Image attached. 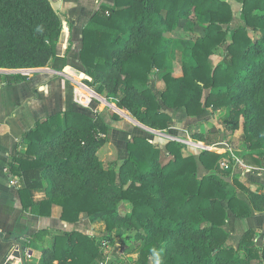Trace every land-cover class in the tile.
<instances>
[{"label": "trees", "instance_id": "obj_1", "mask_svg": "<svg viewBox=\"0 0 264 264\" xmlns=\"http://www.w3.org/2000/svg\"><path fill=\"white\" fill-rule=\"evenodd\" d=\"M238 1L237 27L228 0H115L112 7L101 6L82 32L79 62L91 78L87 86L163 133L174 124L163 106L185 110L192 119L229 108L224 126L242 125L247 152L264 150V0ZM62 29L50 0H0V69L47 67ZM178 30L195 38L190 57L181 61V77L174 76L175 40L167 36ZM217 49L223 59L213 66L210 57ZM155 73L165 83L160 98L150 87ZM4 79L14 85L28 75ZM110 116L120 120L113 111ZM111 131L99 113L65 111L36 122L14 145L7 172L19 179L23 210L51 217L58 207L64 222L103 221L107 229L102 238L56 232L39 264H94L103 242L111 246L125 235L138 245L135 264H264L256 230L247 231L237 248L227 245L229 212L241 219L264 212V193L235 178L249 204L230 194L226 174L217 172L223 155L200 151L197 159L178 141L160 146L133 137L126 143L127 158L105 166L99 153ZM191 134L212 145L221 130ZM245 160L264 168V153ZM199 163L208 174L198 175ZM33 190L45 192L38 206ZM122 204L130 211L122 212Z\"/></svg>", "mask_w": 264, "mask_h": 264}, {"label": "crops", "instance_id": "obj_2", "mask_svg": "<svg viewBox=\"0 0 264 264\" xmlns=\"http://www.w3.org/2000/svg\"><path fill=\"white\" fill-rule=\"evenodd\" d=\"M50 1L59 3L58 13L63 23L56 57L45 68L19 70L18 72L0 69V264H39L42 250L52 246L56 232L78 231L96 238L105 235L107 232L103 221L91 222L90 220L82 219L80 222L73 224L62 221L60 219L61 211L58 207L53 208L51 217H41L36 212L23 210L18 192L19 179L8 174L7 163L13 152L14 145L21 140L23 135L36 122L65 111L77 110L89 115L99 113L112 129L110 143L106 146L112 144L111 141L116 138V134L122 140L127 138L126 143L133 137H144L154 144L164 146L167 141H171L167 137L174 140L180 138V129H184V125L199 126L201 121L205 120L207 112H210V110H206L200 117L192 119L187 116L185 110H172L163 106V110L174 121L173 126L166 133H162L166 139L154 133L159 131L150 129L135 119L134 123L122 120L120 112L125 111L120 110L116 105L111 107L105 100H99L101 104L92 100L87 107L77 109L73 92V88L76 89L77 87V82H82L88 90L91 89L86 84L89 80L88 73L79 62V53L82 49V32L101 6L112 7L115 0ZM176 72L177 76L174 75L175 77H181L183 74L182 69ZM15 73L28 75V80L20 84H7L4 77ZM155 85L161 92L165 90V83L162 80L151 77L150 87L152 90ZM76 90L80 92V89ZM105 104L115 109L112 111L120 116V120L115 121L111 118V109L106 108ZM128 115L131 116L130 113ZM190 128L193 127H189V130ZM142 130L150 135H146ZM189 130L187 131L188 133ZM201 131L203 132L204 130ZM118 134L121 136H118ZM242 135V132L229 135L228 141L230 143L224 142L225 139H219L218 143L220 145L217 153L223 155L220 162H230L232 171L229 173L225 172L219 162L217 172L226 174L225 179L230 183V194L238 196L249 204L246 194L234 185V179L237 178L247 189L253 192L264 193V168L245 160V156L248 154L257 155L264 153V151L247 152ZM181 138L185 139V137ZM224 138L227 137L224 136ZM125 151L126 159L128 156L126 144ZM200 151L203 150H198V152ZM193 155L198 159L199 155ZM236 159L243 160L249 168L241 169L238 167ZM199 174H202L201 176L208 174L200 163L198 167ZM31 196L36 206L46 198L45 192L42 190L31 191ZM224 230L228 234L227 245L235 248L239 246L242 237L247 231L256 230L258 233L255 241L256 247L262 248L264 244V212L253 211L245 219L238 218L232 212H229ZM37 233L38 236L35 237ZM107 248L110 249V246ZM123 254L125 255V253ZM138 258L139 256L137 255L131 260L125 256L121 259H113L101 254L94 264H121V261L124 264H135Z\"/></svg>", "mask_w": 264, "mask_h": 264}, {"label": "rangeland", "instance_id": "obj_3", "mask_svg": "<svg viewBox=\"0 0 264 264\" xmlns=\"http://www.w3.org/2000/svg\"><path fill=\"white\" fill-rule=\"evenodd\" d=\"M232 6V9L234 11V15H235V20L232 24L233 27H237L240 24V20H239V14L242 8V5L237 1V0H228ZM170 38H173L175 40L174 46H173V56H172V60L174 63V75L177 76V72L176 71H180L181 70V61L184 57L189 58L191 55V50L190 47L192 46V44L194 43V37L188 36L186 35L182 30H178L177 32L174 33H170L169 35H167ZM223 59V51L221 49H217L215 50L214 54L210 57V61L212 63L213 66H217ZM176 65V66H175ZM176 67V69H175ZM62 74V73H61ZM32 75V74H30ZM152 77H155V79H160L159 75L156 73L154 75H152ZM88 81H91V78L88 75ZM70 84H72L70 81H68ZM91 88V89H90ZM88 90L87 87L82 83V82H77V87L76 89H80V92H78L76 89L73 88V92H74V99H75V104L77 105V109L79 108H85L89 105V103L93 100L94 102L99 103V100H105L107 101L108 104H110V106H114L116 105L115 102L112 101H108L105 97H102L100 95H98L95 90L90 87ZM81 90H83L81 92ZM77 91V92H76ZM153 92L156 93V96L160 98V93H162L158 88L157 85L154 86ZM96 98V99H94ZM102 101V102H103ZM105 103V102H104ZM101 104V102L99 103ZM106 105V104H105ZM110 106H105L106 108H110L112 110H115L113 108H111ZM231 109L227 108V109H221L219 111L213 112L210 110V112H207L206 118L205 120L201 121V124L198 126H185V130L184 129H180V138H177L180 141H195L197 142V140L192 138V134L191 133H203V132H207L209 130H211L212 128H219L221 130V134L219 139H225L224 142L226 143H230L228 141V137L229 135L231 136V134H235L237 132H242L243 133V129H242V125L239 126L238 129L233 130L231 129V127H225L224 126V122L226 121V119H228L229 115H230ZM120 116L122 117V120H127L129 122L132 121V123H134V118L132 119V117L130 115H124V114H120ZM189 127H193L191 128V132H187L189 130ZM201 130H204L203 132ZM207 130V131H206ZM118 132H120L118 130ZM146 135H150L148 132L143 131ZM167 131H165L166 133ZM184 133V135H183ZM120 134H118L119 136ZM121 136V135H120ZM227 137V138H224ZM124 137V136H123ZM181 137H185V139H182ZM125 140L120 139L119 137H117L116 134V138L114 140L111 141V145H108L106 147H104L99 154V157L101 159V161L105 164V166H107L109 163L116 161L118 164H120L126 157V151H125V144L127 141V138H124ZM191 139V140H190ZM206 144V143H205ZM207 145V144H206ZM185 149L187 152L189 153H193L196 154L197 156L199 155V152L197 149H193L191 147L185 146ZM263 152L264 150H257L254 152ZM202 174H199V176H201ZM120 210L122 212H129L130 211V206L128 204H122L120 207ZM130 235V234H129ZM108 234L106 232L105 235H101L99 238L102 237H107ZM110 246V245H109ZM138 245L134 243V240L132 239L131 236L125 235L122 238H114V244L110 246L109 248L106 249H101V254H104L106 256H109L110 258L113 259H121L124 258V256L131 260L133 259L135 256L137 257V249ZM135 248V249H134ZM133 249V252L131 254H127L129 250ZM125 253V255L123 254ZM127 255H129V257H127Z\"/></svg>", "mask_w": 264, "mask_h": 264}, {"label": "built area", "instance_id": "obj_4", "mask_svg": "<svg viewBox=\"0 0 264 264\" xmlns=\"http://www.w3.org/2000/svg\"><path fill=\"white\" fill-rule=\"evenodd\" d=\"M155 134H157L158 136L162 137V138H166L164 134H162L163 132H154ZM168 140H171V141H178L182 144H184L185 146H188V147H191L193 149H197V150H203V151H213V152H217L219 150V143H216V144H212V145H206L204 143H198V142H195V141H180V140H177V139H173V138H170V137H167ZM166 138V139H167ZM220 165L221 167L223 168V170L227 173H229L230 171H232V168H231V165H230V162H226V161H221L220 162ZM236 165L238 167H240L241 169H248L249 167L245 164V162L241 159H236ZM101 249H106L109 244L107 242H103L101 244Z\"/></svg>", "mask_w": 264, "mask_h": 264}, {"label": "water", "instance_id": "obj_5", "mask_svg": "<svg viewBox=\"0 0 264 264\" xmlns=\"http://www.w3.org/2000/svg\"><path fill=\"white\" fill-rule=\"evenodd\" d=\"M51 2V1H50ZM51 4H52V6H53V8H54V10L56 11V12H58L59 11V3H57V2H51ZM18 72V71H17ZM27 74H29L28 72H27ZM113 107V106H112ZM122 114V113H121Z\"/></svg>", "mask_w": 264, "mask_h": 264}]
</instances>
